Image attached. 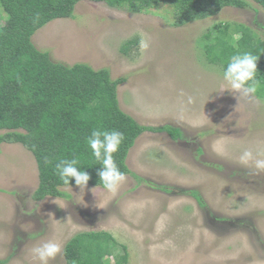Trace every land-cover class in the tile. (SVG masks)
Segmentation results:
<instances>
[{"label":"rangeland","instance_id":"1","mask_svg":"<svg viewBox=\"0 0 264 264\" xmlns=\"http://www.w3.org/2000/svg\"><path fill=\"white\" fill-rule=\"evenodd\" d=\"M246 2L175 27L163 6L130 13L79 0L70 18L33 34L34 47L53 62L83 63L122 79L116 100L136 123L168 125L182 135H139L125 161L135 177L125 175L115 192L74 184L61 188L67 198L40 201L32 198L33 156L0 143V261L40 264L32 249L54 240L62 250L48 264H65L70 238L104 231L126 248L127 264H264V168L256 167L264 160V99L232 92L201 49L215 23L241 24L264 37V9ZM245 151L252 159L242 163Z\"/></svg>","mask_w":264,"mask_h":264},{"label":"trees","instance_id":"2","mask_svg":"<svg viewBox=\"0 0 264 264\" xmlns=\"http://www.w3.org/2000/svg\"><path fill=\"white\" fill-rule=\"evenodd\" d=\"M78 1L0 0V143L18 144L33 156L38 173L34 201L68 197L61 188L74 185L75 181L71 180L70 185L61 181L55 170L60 160L78 158L77 166L91 177L87 185L105 189L97 175L102 164L88 145L93 129L123 133L113 159L124 175L132 177L135 176L125 161L139 135L163 132L174 141L182 135L179 129L168 125H139L123 113L115 91L123 81H112L106 69L53 62L48 53L34 47L33 34L55 19L70 18ZM89 1L130 13H146L163 6L175 27L213 17L226 7L248 6L246 0ZM250 1L264 9V0ZM202 42L204 59L222 72L233 55L248 52L256 56L259 86L253 96L264 99V37L241 24L215 23L203 34ZM129 43L121 46L122 53L128 50ZM189 194L202 205L196 192ZM62 254L65 264H105L108 258L112 259L110 264H127L128 260L126 248L104 231L74 235Z\"/></svg>","mask_w":264,"mask_h":264},{"label":"clouds","instance_id":"3","mask_svg":"<svg viewBox=\"0 0 264 264\" xmlns=\"http://www.w3.org/2000/svg\"><path fill=\"white\" fill-rule=\"evenodd\" d=\"M38 19V18H37ZM141 44L148 47L147 39H143ZM258 58L251 53L233 55L222 73V79L230 86L232 92L237 94L252 95L257 92L259 81L257 80ZM124 139L123 133L112 130L106 131L100 128L93 129L88 138V145L92 150L95 159L101 162L102 167L97 172L100 182L105 189L115 192L126 177L118 169L113 154H115ZM242 163H247L252 159L251 151H245L240 157ZM46 163L51 161L46 160ZM78 158L71 160H60L55 164V170L61 181L65 185H70L74 180L75 184L81 188H86L90 175L77 166ZM257 168H264V160H256ZM60 243L50 240L32 249L33 257L40 261V264H48L49 260L55 259L61 253Z\"/></svg>","mask_w":264,"mask_h":264}]
</instances>
